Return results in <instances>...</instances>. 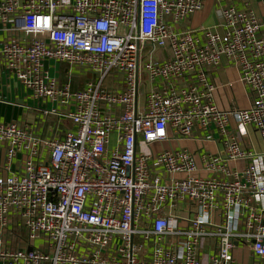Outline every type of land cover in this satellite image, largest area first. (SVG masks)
<instances>
[{
  "label": "built area",
  "instance_id": "obj_1",
  "mask_svg": "<svg viewBox=\"0 0 264 264\" xmlns=\"http://www.w3.org/2000/svg\"><path fill=\"white\" fill-rule=\"evenodd\" d=\"M202 6L0 0V65L42 105L37 124L0 123V264H264V152L241 140L264 141V13L225 6L200 40L180 24ZM223 61L246 109L214 104ZM213 126L221 153L150 150Z\"/></svg>",
  "mask_w": 264,
  "mask_h": 264
},
{
  "label": "crops",
  "instance_id": "obj_2",
  "mask_svg": "<svg viewBox=\"0 0 264 264\" xmlns=\"http://www.w3.org/2000/svg\"><path fill=\"white\" fill-rule=\"evenodd\" d=\"M233 5L238 10L254 12L256 14L264 13V0H203V6L200 11L193 16L187 18L180 24V29H190L194 35L200 40H203L200 27L214 28L219 33H222L221 27L223 23L222 9L225 6ZM201 42V41H200ZM169 52L157 53L156 57L168 58ZM64 65H57V70L60 72L59 77L64 79ZM208 82L215 85L218 89L214 94V104L219 109L235 110L246 109L250 104L249 91L239 82V71L236 67L222 62L221 66L211 71L208 74ZM82 82L72 80V87L76 85V89L83 87ZM182 82L178 86H183ZM75 89V88H74ZM144 88L140 86L139 103L143 101ZM42 105L30 97V94L18 85L14 78L5 71L0 65V123L16 121L19 124L34 125L39 123L40 109ZM47 122H52V118ZM231 126L234 127V122L231 121ZM63 126L67 130L74 131V127L65 121ZM39 131L48 135V131L39 127ZM210 136L209 140L206 139ZM197 140L176 139L162 144H153L150 147L152 151L160 149H179L184 148L192 153H202L207 151L209 153H221L222 137L218 130L213 126L210 127L209 132H204L200 136H196ZM244 148L255 150L256 152H264V141L258 136L255 130L251 127L247 128V133L241 138ZM4 165L3 151L0 148V173ZM244 165L243 162L238 166ZM184 214V213H182ZM235 258L245 264H253L257 260L250 255L246 250L239 249L235 252Z\"/></svg>",
  "mask_w": 264,
  "mask_h": 264
},
{
  "label": "rangeland",
  "instance_id": "obj_3",
  "mask_svg": "<svg viewBox=\"0 0 264 264\" xmlns=\"http://www.w3.org/2000/svg\"><path fill=\"white\" fill-rule=\"evenodd\" d=\"M74 79L75 81H80L82 83H84L85 81H87L88 79H90V75L86 72H78L75 71L74 73ZM110 85V80L109 78L106 79V81L104 82V86H108Z\"/></svg>",
  "mask_w": 264,
  "mask_h": 264
},
{
  "label": "trees",
  "instance_id": "obj_4",
  "mask_svg": "<svg viewBox=\"0 0 264 264\" xmlns=\"http://www.w3.org/2000/svg\"><path fill=\"white\" fill-rule=\"evenodd\" d=\"M76 82H77V81H76ZM79 83H80V81H79ZM73 86H74V88L76 89V85H73ZM74 88L72 87V89H74ZM75 89H74V90H75Z\"/></svg>",
  "mask_w": 264,
  "mask_h": 264
}]
</instances>
